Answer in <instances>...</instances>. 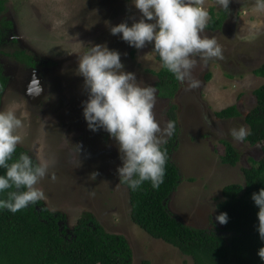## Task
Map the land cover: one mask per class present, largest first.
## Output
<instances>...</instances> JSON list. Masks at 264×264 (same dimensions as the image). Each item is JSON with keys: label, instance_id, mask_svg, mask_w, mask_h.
<instances>
[{"label": "rangeland", "instance_id": "obj_1", "mask_svg": "<svg viewBox=\"0 0 264 264\" xmlns=\"http://www.w3.org/2000/svg\"><path fill=\"white\" fill-rule=\"evenodd\" d=\"M247 3L232 0L229 10L243 13ZM233 4L236 7L232 9ZM216 8L221 10L219 16L223 7ZM141 15L133 0H7L0 19L3 23L10 20L12 26H3L7 28L0 45L4 52L0 62L9 81L0 110L14 111L24 124L18 146L27 149L38 163L50 162L48 174L38 184L45 193L41 202L50 211L64 215L63 225L68 231L81 216L91 213L108 232L128 240L131 264H142L143 260L151 264H195L191 256L151 236L132 220L129 188L120 183L117 172L123 163L118 142L103 128L90 130L83 115L88 91L78 73V61L95 44L119 51L124 71L135 73L142 86L156 87L158 77L150 70L157 72L162 64L156 58L154 42L137 49L125 42L122 34L112 35L110 31L125 21L131 26ZM257 22L249 26L244 23L228 41L216 34L223 59L220 64L209 60L195 68L198 88L186 91L185 83L173 98L156 94L154 113L163 140L169 138L163 133L171 121L169 110L172 105L177 107L179 135L171 156L181 180L169 208L190 226L221 228L216 217L223 187L244 183L242 168L252 164L250 158L262 156L257 146L231 135L232 128L248 129L244 116L256 104L254 90L264 85V76L253 72L264 63V16ZM208 32L207 27L204 34ZM20 49L43 64L32 68L19 62L13 52ZM209 72L211 78L207 79ZM233 104L243 116H216V111ZM223 139L241 154L235 166L221 160L226 152Z\"/></svg>", "mask_w": 264, "mask_h": 264}, {"label": "clouds", "instance_id": "obj_2", "mask_svg": "<svg viewBox=\"0 0 264 264\" xmlns=\"http://www.w3.org/2000/svg\"><path fill=\"white\" fill-rule=\"evenodd\" d=\"M231 2L216 0L217 5L224 8L217 17L213 8L208 11L210 5L205 7V0H133L141 18L136 21L133 17L131 26L125 21L112 26L110 31L112 35L122 34V39L137 49L154 42V52L162 67L181 85L186 83V91H191L200 85L193 76L195 68L209 60L220 64L223 59L222 46L215 38L219 27L210 28L208 24L212 10L217 19L225 18ZM254 10L264 13V0H255ZM207 27L209 32L205 35ZM123 69L120 52L105 45L95 44L79 56L78 73L83 76L88 91L83 115L90 130L103 128L118 142L123 161L117 169L120 183L134 191L144 182L158 189L164 182L168 154L162 148L166 140L160 136L162 129L154 113L157 88L142 86L135 73ZM23 127L14 111L0 110V168L6 170L0 175V209L12 213L45 199L38 184L51 166L47 160L34 163L32 157L23 152L14 159L22 143L20 129ZM174 131L175 122L169 121L163 133L171 136ZM231 135L243 141L249 130L244 126L232 128ZM52 179H56L54 173ZM252 199L259 209L258 232L264 240V188L253 193ZM216 219L226 224L229 218L224 212ZM258 255L264 260V247L258 250Z\"/></svg>", "mask_w": 264, "mask_h": 264}, {"label": "trees", "instance_id": "obj_3", "mask_svg": "<svg viewBox=\"0 0 264 264\" xmlns=\"http://www.w3.org/2000/svg\"><path fill=\"white\" fill-rule=\"evenodd\" d=\"M6 2L0 0V16L6 10ZM223 19V16L217 19L211 12L208 27H220ZM5 25L12 26V22L7 20L3 23L0 19V45L7 28L3 27ZM134 53L135 50L132 55ZM13 55L32 68L43 64L42 60L24 49L14 51ZM156 57L160 61L158 54ZM150 71L158 77L156 88L160 97L176 96L180 82L170 72L163 67L157 72ZM253 72L264 76V63ZM206 78L210 79L211 73ZM7 81L0 63V99ZM254 94L256 104L244 116L249 130L245 141L257 146L262 156L250 158L252 164L242 168L244 183H230L223 187L224 197L217 207L220 213L226 212L229 219L221 228L212 230L190 226L169 208L171 196L181 180L180 170L171 156L179 135L175 121L176 105L169 110L175 131L162 144L168 154L164 182L158 189L153 188L150 182H144L135 191L126 184L132 220L151 236L191 256L195 264H264L258 255V250L264 247V240L258 232L259 209L252 199L253 193L264 188V85L255 89ZM215 114L219 118L243 116L236 104ZM223 143L226 152L221 160L235 166L241 158L240 152L230 141L223 139ZM22 152L29 154L27 149L18 146L14 159ZM5 171L0 168V175ZM62 220L63 214L50 211L41 200L16 213L0 209V264H131L132 249L128 240L123 235L108 232L91 213L81 216L69 231L60 224ZM142 264L151 263L143 260Z\"/></svg>", "mask_w": 264, "mask_h": 264}, {"label": "crops", "instance_id": "obj_4", "mask_svg": "<svg viewBox=\"0 0 264 264\" xmlns=\"http://www.w3.org/2000/svg\"><path fill=\"white\" fill-rule=\"evenodd\" d=\"M205 3L210 4V6L208 7V11L210 12V10L213 8L217 16L219 10H217L216 8L218 6L216 0H205ZM254 4L255 1L248 0L247 6L243 8V13H237L228 10V14H230V17L225 16V18L221 22V26L217 28L219 29V31H217L216 34L221 36L224 40L228 41L234 37L235 30L237 29L239 31L238 28L240 26H243L244 23H246L249 26L250 24H255V22L258 21L259 17H261L262 20L264 13L261 14L259 12H256L254 10ZM235 7L236 5L233 4L232 9ZM228 24H232L231 30L229 29ZM256 24H258V22Z\"/></svg>", "mask_w": 264, "mask_h": 264}, {"label": "flooded vegetation", "instance_id": "obj_5", "mask_svg": "<svg viewBox=\"0 0 264 264\" xmlns=\"http://www.w3.org/2000/svg\"><path fill=\"white\" fill-rule=\"evenodd\" d=\"M227 17H230V14H228V12L226 11L225 13H224ZM223 25V24H222ZM228 26H229V29L231 30L232 28V24H228ZM4 37H2V39H3ZM1 53H4L3 51L1 52ZM0 53V54H1ZM221 61V60H220ZM1 63V62H0ZM2 65V64H1ZM2 67H3V65H2ZM3 72H4V74H5V71H4V68H3ZM6 76V75H5ZM7 77V76H6ZM7 79H8V81H9V78L7 77ZM8 81H7V84H8ZM7 84H6V86H7ZM6 86H5V88H4V90L6 89ZM4 92V91H3ZM1 97H2V95H1ZM0 102H1V99H0ZM241 112H243L242 110H241ZM29 152V151H28ZM30 154V153H29Z\"/></svg>", "mask_w": 264, "mask_h": 264}, {"label": "water", "instance_id": "obj_6", "mask_svg": "<svg viewBox=\"0 0 264 264\" xmlns=\"http://www.w3.org/2000/svg\"><path fill=\"white\" fill-rule=\"evenodd\" d=\"M60 224H61V225L64 224V221H61Z\"/></svg>", "mask_w": 264, "mask_h": 264}]
</instances>
